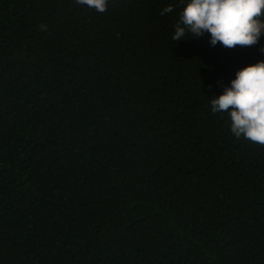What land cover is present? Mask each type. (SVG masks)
<instances>
[{
  "label": "trees",
  "instance_id": "obj_1",
  "mask_svg": "<svg viewBox=\"0 0 264 264\" xmlns=\"http://www.w3.org/2000/svg\"><path fill=\"white\" fill-rule=\"evenodd\" d=\"M170 3L0 0V264H264V146L210 110L264 35Z\"/></svg>",
  "mask_w": 264,
  "mask_h": 264
},
{
  "label": "clouds",
  "instance_id": "obj_2",
  "mask_svg": "<svg viewBox=\"0 0 264 264\" xmlns=\"http://www.w3.org/2000/svg\"><path fill=\"white\" fill-rule=\"evenodd\" d=\"M78 5L104 12L107 0H75ZM178 8L172 40L208 35L210 46H251L264 35V0H176L161 15ZM43 27V26H42ZM264 53V46L258 49ZM212 113H226L230 132L264 146V59L235 70L223 90L210 99Z\"/></svg>",
  "mask_w": 264,
  "mask_h": 264
}]
</instances>
